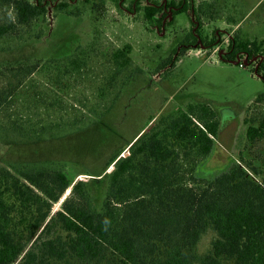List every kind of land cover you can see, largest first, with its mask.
<instances>
[{
  "label": "rangeland",
  "instance_id": "obj_1",
  "mask_svg": "<svg viewBox=\"0 0 264 264\" xmlns=\"http://www.w3.org/2000/svg\"><path fill=\"white\" fill-rule=\"evenodd\" d=\"M135 1L49 6L43 22L17 27L0 42V93L13 91L0 107V164L72 171L100 209L119 158L207 104L218 135L199 175L211 177L234 161L250 175L249 164L264 169V138L250 143L246 136L248 121L264 118V99L256 101L264 90L258 59L244 66L221 59L234 36L261 42L264 51V0H189L200 20L189 10L160 16L161 25L145 18L144 6L165 0ZM13 19V9L1 5L0 22ZM193 31L201 42L191 43ZM121 49L126 53L115 59ZM19 65L37 66L22 84L8 72ZM194 154L180 162L186 179ZM212 237L203 235L201 252Z\"/></svg>",
  "mask_w": 264,
  "mask_h": 264
},
{
  "label": "trees",
  "instance_id": "obj_2",
  "mask_svg": "<svg viewBox=\"0 0 264 264\" xmlns=\"http://www.w3.org/2000/svg\"><path fill=\"white\" fill-rule=\"evenodd\" d=\"M75 1L0 0V6L14 11L12 21L0 22V42L17 27L43 22L49 6L61 9ZM192 5L189 0L153 2L144 6V14L160 25V16L189 10L200 20ZM196 33L188 34L191 43L201 42ZM124 53L118 50L114 58ZM254 57L264 82L261 42L234 36L221 59L249 63ZM36 67L19 65L8 72L22 84ZM12 94L11 89L0 93V107ZM262 99L264 90L256 101ZM248 123L250 143L264 138V118ZM217 135L214 109L202 104L195 116L176 118L170 131L139 140L103 170L118 159L100 209L93 206L85 180L72 171L36 165L12 170L0 164V264H264V169L249 164L250 175L234 161L211 177L200 176L198 168ZM191 153L198 159L186 179L180 162ZM208 232L210 246L201 252Z\"/></svg>",
  "mask_w": 264,
  "mask_h": 264
},
{
  "label": "built area",
  "instance_id": "obj_3",
  "mask_svg": "<svg viewBox=\"0 0 264 264\" xmlns=\"http://www.w3.org/2000/svg\"><path fill=\"white\" fill-rule=\"evenodd\" d=\"M238 64L240 66H244V65H246V61L245 60H238Z\"/></svg>",
  "mask_w": 264,
  "mask_h": 264
},
{
  "label": "water",
  "instance_id": "obj_4",
  "mask_svg": "<svg viewBox=\"0 0 264 264\" xmlns=\"http://www.w3.org/2000/svg\"><path fill=\"white\" fill-rule=\"evenodd\" d=\"M236 62H238V60ZM246 65H247V62H246Z\"/></svg>",
  "mask_w": 264,
  "mask_h": 264
}]
</instances>
